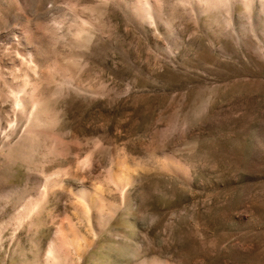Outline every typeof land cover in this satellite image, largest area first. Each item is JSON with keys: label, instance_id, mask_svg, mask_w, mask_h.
<instances>
[{"label": "rangeland", "instance_id": "obj_1", "mask_svg": "<svg viewBox=\"0 0 264 264\" xmlns=\"http://www.w3.org/2000/svg\"><path fill=\"white\" fill-rule=\"evenodd\" d=\"M0 264H264V0H0Z\"/></svg>", "mask_w": 264, "mask_h": 264}]
</instances>
